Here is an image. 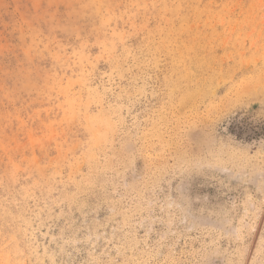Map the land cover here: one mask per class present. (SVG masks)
Wrapping results in <instances>:
<instances>
[{
  "label": "rangeland",
  "instance_id": "374dc122",
  "mask_svg": "<svg viewBox=\"0 0 264 264\" xmlns=\"http://www.w3.org/2000/svg\"><path fill=\"white\" fill-rule=\"evenodd\" d=\"M0 264H264V0H0Z\"/></svg>",
  "mask_w": 264,
  "mask_h": 264
}]
</instances>
